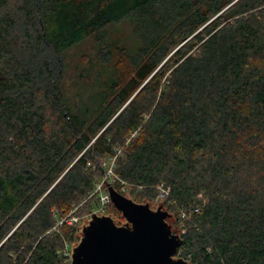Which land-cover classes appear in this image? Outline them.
I'll return each instance as SVG.
<instances>
[{
  "label": "trees",
  "instance_id": "16d2710c",
  "mask_svg": "<svg viewBox=\"0 0 264 264\" xmlns=\"http://www.w3.org/2000/svg\"><path fill=\"white\" fill-rule=\"evenodd\" d=\"M114 159L177 259L264 264V0H0V264H71Z\"/></svg>",
  "mask_w": 264,
  "mask_h": 264
},
{
  "label": "water",
  "instance_id": "95a60500",
  "mask_svg": "<svg viewBox=\"0 0 264 264\" xmlns=\"http://www.w3.org/2000/svg\"><path fill=\"white\" fill-rule=\"evenodd\" d=\"M109 191L125 224H116L111 216H94L73 250L72 264H188L176 258L182 239L167 222L168 211L138 204L112 186Z\"/></svg>",
  "mask_w": 264,
  "mask_h": 264
},
{
  "label": "built area",
  "instance_id": "2783aa9c",
  "mask_svg": "<svg viewBox=\"0 0 264 264\" xmlns=\"http://www.w3.org/2000/svg\"><path fill=\"white\" fill-rule=\"evenodd\" d=\"M115 166V159L112 160L111 164H110V168L107 171V177L104 178L106 180H102L101 182H99L96 186H95V190L93 192V195L97 196L98 199V206L93 209L92 211H90L88 213V216L90 218V221L93 219L94 216H108L107 211H108V207L110 205H112V199H111V194L109 191V186H111L114 183V172H113V167ZM120 193L126 197H128V194L131 192V185L127 184L125 182L120 181ZM159 194L157 196V198L153 201L154 204H156L155 210L157 211L158 208H160L159 205V201H162L164 199H167V197L170 194V189L168 187H166V185L160 184L157 187ZM90 196V197H91ZM150 205V204H149ZM154 209V208H153ZM184 217L186 215H183ZM89 221V223H90ZM81 222V218L80 216L77 214V208H75L68 216H66L65 218H63L61 221H59L58 226L61 227L64 224L66 225H74V224H79ZM185 232V230H183V233ZM69 248L70 246L67 244L66 249L64 251V254L66 256H68L70 258V260L72 261V255L69 253Z\"/></svg>",
  "mask_w": 264,
  "mask_h": 264
},
{
  "label": "rangeland",
  "instance_id": "374dc122",
  "mask_svg": "<svg viewBox=\"0 0 264 264\" xmlns=\"http://www.w3.org/2000/svg\"><path fill=\"white\" fill-rule=\"evenodd\" d=\"M111 186L113 187V185H111ZM128 197H130L129 194H128ZM165 201H166V199H164V200H162V201H159L160 203H159L158 206L162 207L163 210L167 211V209L164 207V203H165ZM155 207H156V204H154V202L152 201V202L150 203V208H151L152 210L156 211V210H155ZM153 208H154V209H153ZM158 209H159V208H158ZM88 213H89V212H88ZM88 213H83V214L80 216V218H81V222L79 223V225H80V228H81V231H80V232H81V233H80V236H81V237H82L83 229L89 224V221H90V218H89V216H88ZM107 214H108V216H111V217L115 220L116 224H118V225H124L125 222H126V220H125V218L123 217L122 213H121L120 211H118V210L115 208V206H114L113 204L110 205V206L108 207ZM182 218H184V216H182ZM167 222L169 223V225H171L172 231H173L174 233L178 234L179 236H181V234L183 233V230L180 229V227H181V225H182V221H180V222L178 221L179 224L175 225V224H174V219H172V218L169 217V218L167 219ZM79 242H80V241H79ZM79 242H78V243H79ZM78 243L76 242L75 244H73V245L70 246V248H69V253H70L71 255L73 254V250H74V248L78 245ZM70 263L72 264V261H71Z\"/></svg>",
  "mask_w": 264,
  "mask_h": 264
}]
</instances>
